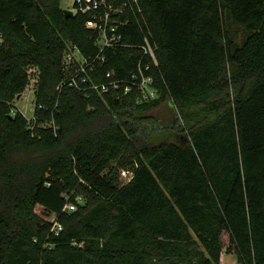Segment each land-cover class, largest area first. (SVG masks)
Returning a JSON list of instances; mask_svg holds the SVG:
<instances>
[{
	"label": "trees",
	"instance_id": "trees-1",
	"mask_svg": "<svg viewBox=\"0 0 264 264\" xmlns=\"http://www.w3.org/2000/svg\"><path fill=\"white\" fill-rule=\"evenodd\" d=\"M143 13L159 97L141 102L136 89L69 85L68 44L98 50L87 16L60 0H0V264H222L225 252L264 264V0H144ZM229 17L251 32L241 45ZM140 56L110 52L93 78L113 67L129 76ZM32 74L37 114L55 118L57 134L33 136L11 114ZM167 101L176 113L159 119L152 110ZM128 164L134 176L120 185Z\"/></svg>",
	"mask_w": 264,
	"mask_h": 264
},
{
	"label": "built area",
	"instance_id": "built-area-1",
	"mask_svg": "<svg viewBox=\"0 0 264 264\" xmlns=\"http://www.w3.org/2000/svg\"><path fill=\"white\" fill-rule=\"evenodd\" d=\"M144 0H74L72 11L74 14L81 13L87 16L85 26L90 30V38L94 40L97 46V52L86 54L76 44H68L65 50L62 65L63 70L69 78V85L75 87L87 95L90 91L97 92L100 95L112 93L115 97L128 95L135 89L138 91V101H149L159 97V91L154 86V76L152 69L159 66L156 55V45L152 42L151 37L144 31ZM133 21L137 22L140 31L143 33L141 44L130 43L128 40L133 35ZM138 47L141 50V56L138 59L134 70L129 76H122L116 67L110 68L105 74L102 81L96 82L93 75L100 73V69L109 60L110 52L113 54L119 48ZM101 67V68H100ZM36 76V79L35 77ZM37 82V75L32 74L31 80ZM31 83V81H30ZM30 84L25 88L29 89ZM60 85L58 88H61ZM36 87V86H35ZM33 95L36 97V89H33ZM23 100L22 94L16 97ZM16 98L11 104V114L13 116H23L31 129L32 135L36 134L35 128L38 126L51 127L55 134L58 133V126L55 118L43 119L37 110L43 108L42 105L36 104L33 107L16 106ZM24 101V100H23ZM21 101V103H23ZM25 107V108H23ZM125 179L123 184H127L134 176L130 169L122 170ZM78 202H83L79 196ZM77 204L69 202L65 211L76 210ZM51 232L59 235L64 229L63 224L58 219V214L50 215Z\"/></svg>",
	"mask_w": 264,
	"mask_h": 264
},
{
	"label": "rangeland",
	"instance_id": "rangeland-1",
	"mask_svg": "<svg viewBox=\"0 0 264 264\" xmlns=\"http://www.w3.org/2000/svg\"><path fill=\"white\" fill-rule=\"evenodd\" d=\"M60 5L63 9H69L72 10L74 7V0H60ZM227 27L229 31V35L235 40V42L239 45H241L245 39L248 37V35L251 33L250 30L247 29V27L239 22H236L233 18L229 17L227 18ZM36 79V76H34ZM30 88L24 90L21 94L23 97V100H19L16 98V106L21 107V106H30L31 108L33 107L34 101L36 97L33 95V89L36 86L35 80L32 79L30 83ZM19 94L17 97L21 95ZM23 101V103H21ZM25 108V107H23ZM153 114H155L159 119H165L166 116H171L176 113V111L173 108V104L171 101H167L164 104L156 107L154 110H152ZM116 164V163H115ZM135 166V165H134ZM134 166L132 164H128L125 167H121L119 169V184H123L125 179L123 177L122 170L123 169H130L131 171L133 170ZM37 212L40 214H43V210L40 209V207H37ZM223 240L225 243H228L229 238L228 235L225 234L223 235Z\"/></svg>",
	"mask_w": 264,
	"mask_h": 264
},
{
	"label": "crops",
	"instance_id": "crops-1",
	"mask_svg": "<svg viewBox=\"0 0 264 264\" xmlns=\"http://www.w3.org/2000/svg\"><path fill=\"white\" fill-rule=\"evenodd\" d=\"M222 264H240L234 252H225L222 257Z\"/></svg>",
	"mask_w": 264,
	"mask_h": 264
},
{
	"label": "water",
	"instance_id": "water-1",
	"mask_svg": "<svg viewBox=\"0 0 264 264\" xmlns=\"http://www.w3.org/2000/svg\"><path fill=\"white\" fill-rule=\"evenodd\" d=\"M64 12L68 16H72L74 14L73 11L72 10H69V9H64Z\"/></svg>",
	"mask_w": 264,
	"mask_h": 264
}]
</instances>
